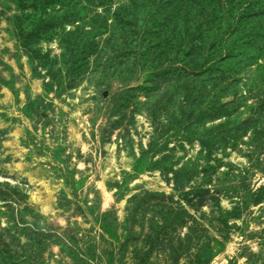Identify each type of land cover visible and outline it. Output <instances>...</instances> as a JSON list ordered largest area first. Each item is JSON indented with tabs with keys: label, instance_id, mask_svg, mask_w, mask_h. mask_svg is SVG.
I'll return each mask as SVG.
<instances>
[{
	"label": "rangeland",
	"instance_id": "obj_1",
	"mask_svg": "<svg viewBox=\"0 0 264 264\" xmlns=\"http://www.w3.org/2000/svg\"><path fill=\"white\" fill-rule=\"evenodd\" d=\"M0 264H264V0H0Z\"/></svg>",
	"mask_w": 264,
	"mask_h": 264
},
{
	"label": "bare ground",
	"instance_id": "obj_2",
	"mask_svg": "<svg viewBox=\"0 0 264 264\" xmlns=\"http://www.w3.org/2000/svg\"><path fill=\"white\" fill-rule=\"evenodd\" d=\"M158 182H159V181L154 180V181L152 182V184L156 183L154 186H155V187H158V186H159V183H158Z\"/></svg>",
	"mask_w": 264,
	"mask_h": 264
}]
</instances>
